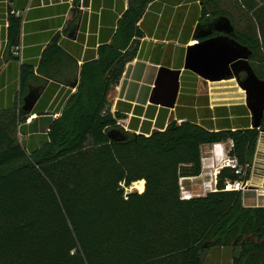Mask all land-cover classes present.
Wrapping results in <instances>:
<instances>
[{"label": "trees", "instance_id": "obj_1", "mask_svg": "<svg viewBox=\"0 0 264 264\" xmlns=\"http://www.w3.org/2000/svg\"><path fill=\"white\" fill-rule=\"evenodd\" d=\"M154 1L128 0L112 41L82 66L76 93L39 146L19 138L20 108H0V264H204L216 247H231L233 264H264V206L225 191L251 179L264 116L259 128L235 130L222 118L217 131L184 113L144 135L126 132L111 113L108 97L136 57L139 22ZM200 21L201 29L228 22L264 81V0H202ZM20 33L12 19L8 52ZM30 69L22 67V83ZM120 132L124 139L112 136ZM228 142L237 168L220 170L217 191L183 200L180 181L202 174V148ZM140 181L142 193L127 192Z\"/></svg>", "mask_w": 264, "mask_h": 264}, {"label": "crops", "instance_id": "obj_2", "mask_svg": "<svg viewBox=\"0 0 264 264\" xmlns=\"http://www.w3.org/2000/svg\"><path fill=\"white\" fill-rule=\"evenodd\" d=\"M11 1V9L20 13L21 49L20 56L12 55L13 48L11 53L7 50L8 22L0 0V108L22 110L20 127L24 132L20 140L29 149L46 138L51 123L76 93L82 66L98 57L101 45L112 41L129 3L83 0L80 7V0ZM201 13L202 0H156L149 4L139 22L143 36L137 39L136 57L111 91L113 99L108 97L111 113L122 116L124 125L119 124L125 131L144 135L164 131L173 120L181 123L179 115L184 113L196 115L199 122L211 120L215 130L222 118H228L223 127L233 130L246 122L251 125L245 93L236 79L209 82L184 69L189 46L205 34L223 35L217 31L220 26L201 29ZM25 65L31 69L22 83ZM162 67L181 71L174 109L150 103ZM201 179H185L184 184ZM187 188L195 193L192 187Z\"/></svg>", "mask_w": 264, "mask_h": 264}, {"label": "water", "instance_id": "obj_3", "mask_svg": "<svg viewBox=\"0 0 264 264\" xmlns=\"http://www.w3.org/2000/svg\"><path fill=\"white\" fill-rule=\"evenodd\" d=\"M217 31L223 35L210 37L211 33L205 34L202 36L205 40H198L195 45L187 48L184 69L209 82L236 79L237 85L245 93V105L252 119L250 127L259 128L264 116V81L255 75L249 64L250 51L233 39L231 25L223 22ZM242 73H245L243 79ZM180 74L179 70L160 68L150 103L174 109L180 90ZM112 136L118 140L124 139L121 132Z\"/></svg>", "mask_w": 264, "mask_h": 264}, {"label": "rangeland", "instance_id": "obj_4", "mask_svg": "<svg viewBox=\"0 0 264 264\" xmlns=\"http://www.w3.org/2000/svg\"><path fill=\"white\" fill-rule=\"evenodd\" d=\"M5 4V12L8 22V29L9 25L11 24L12 19H19L20 13L11 9V0H3ZM20 20V19H19ZM7 44H9V39L7 41ZM8 47V46H7ZM21 49V48H20ZM19 47H15L12 50L13 55L18 56L20 52ZM204 92H206V89ZM113 99V95H109V100ZM121 120V119H120ZM119 120V121H120ZM123 125L124 122L120 121ZM19 138L22 139V136L19 135ZM229 145L224 144L225 151L228 149ZM211 149L212 145H206L202 148V155L206 159L211 156ZM202 180L197 181L193 184L185 183L184 187L188 189L187 187H192L194 189L193 195H199L202 193ZM190 184V185H189ZM246 188L243 191L244 195V204L246 206H264V134H261V139L258 142L256 151H255V157H254V163L252 167V175L251 179L248 181ZM144 188H145V182H144ZM127 192H140L138 188H135V185H133L131 188L127 189ZM234 250L231 247L228 248H212L210 249L205 257H204V264H233V257H234Z\"/></svg>", "mask_w": 264, "mask_h": 264}, {"label": "built area", "instance_id": "obj_5", "mask_svg": "<svg viewBox=\"0 0 264 264\" xmlns=\"http://www.w3.org/2000/svg\"><path fill=\"white\" fill-rule=\"evenodd\" d=\"M83 4V0H80V7ZM20 56L19 54H17ZM33 117H31L32 119ZM225 143H216L212 145L211 149V156L209 158L205 159L204 157L202 158V163H203V171L201 176L202 182V193L199 195H193L188 189L184 187V181L185 179L189 178H183L180 181V195L183 200H189L192 197L195 196H203L209 192H215L217 191V176L220 170L223 168H237V162L235 159L231 158L229 156V149L232 146V143L230 144V147L228 149L224 148ZM252 171V170H251ZM248 183V182H247ZM247 183H242V182H235L231 183L228 182L225 185V191H240L244 190L247 185Z\"/></svg>", "mask_w": 264, "mask_h": 264}, {"label": "bare ground", "instance_id": "obj_6", "mask_svg": "<svg viewBox=\"0 0 264 264\" xmlns=\"http://www.w3.org/2000/svg\"><path fill=\"white\" fill-rule=\"evenodd\" d=\"M135 188H138L140 190V192L144 191V181H140L134 184Z\"/></svg>", "mask_w": 264, "mask_h": 264}, {"label": "flooded vegetation", "instance_id": "obj_7", "mask_svg": "<svg viewBox=\"0 0 264 264\" xmlns=\"http://www.w3.org/2000/svg\"><path fill=\"white\" fill-rule=\"evenodd\" d=\"M245 77V73L241 74V79H243Z\"/></svg>", "mask_w": 264, "mask_h": 264}]
</instances>
